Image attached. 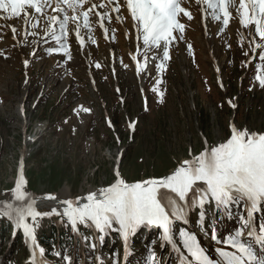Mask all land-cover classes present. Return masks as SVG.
<instances>
[{
	"label": "rangeland",
	"instance_id": "obj_1",
	"mask_svg": "<svg viewBox=\"0 0 264 264\" xmlns=\"http://www.w3.org/2000/svg\"><path fill=\"white\" fill-rule=\"evenodd\" d=\"M91 3L105 7L89 13L90 33L83 27L82 16L77 22H68L71 60L46 52L48 47H57L50 36L45 37L47 42L41 40L46 16L63 19V13L53 12L56 5L45 9L46 16L40 17L35 29L22 18L0 19V205L18 203L13 200L12 190L21 163L26 181L23 190L28 196L56 197V207L52 203L35 205L36 209L51 212L55 207L62 213L66 206L58 201L75 200L110 185L117 168L129 183L164 177L183 160L203 151L205 142L211 147L225 141L233 124L239 130L264 133V88L256 80L257 68L264 69V61L259 60L261 49L252 43L254 26L242 27L235 8H229L234 18L223 28L219 21L205 15L202 5L184 0L182 6L193 18L182 17L183 39L170 46L166 70L159 72L158 61L150 60L147 70L138 75L131 56L137 55L143 61L137 49L143 52L144 45L142 37L137 39L126 6L117 13L111 10L116 0L112 4L109 0H90L75 14L79 16ZM66 10L71 17L72 10ZM105 11L111 22L105 19L102 28L95 12ZM121 15L123 18L118 20ZM78 24L86 41L83 49L75 40ZM12 26L17 29L15 34ZM56 28L58 32V25ZM30 31L40 35H28ZM255 40L264 43L258 36ZM155 51H149L148 56ZM97 63L100 68L95 66ZM229 100L236 107L230 106ZM83 108L90 111L84 112ZM130 122H135L134 130L128 128ZM242 205L233 206L230 218L217 220L221 214L214 203L207 204L203 231L197 225V208L188 214V223L175 222V238L179 240L180 229L190 230L208 254L218 258L214 252L218 245L211 240V231L216 228L220 238L233 234L240 227ZM261 207L255 213L257 230L264 224ZM7 224L12 232L0 245V264H31L32 246L23 229H16L11 220L0 215V226ZM33 227L37 243L44 249L38 239L44 231L55 229L77 238L78 264H101L97 257L103 264L117 258L119 264H125L124 244L116 232H110L101 245L93 229L78 225L79 232L73 233L67 217L56 214L38 218ZM160 235L157 228L151 227L141 228L130 237L127 264H145L148 249L155 251L163 264H177L170 246L161 248ZM91 243L97 244L96 249L89 246ZM43 259L46 264H67L46 255Z\"/></svg>",
	"mask_w": 264,
	"mask_h": 264
},
{
	"label": "snow or ice",
	"instance_id": "obj_2",
	"mask_svg": "<svg viewBox=\"0 0 264 264\" xmlns=\"http://www.w3.org/2000/svg\"><path fill=\"white\" fill-rule=\"evenodd\" d=\"M195 2L203 6L202 11L206 16L210 15L214 20L219 21L223 28H227L230 19L234 18L229 8H235L242 27L254 26L252 43L256 48L261 49L259 60L264 61V43H256L255 40L258 36L260 41L264 42V0H239L238 7L236 0H195ZM87 3H90V0H55L56 6L53 12L63 13V19H60L58 15L46 16L45 9L52 6L53 0H0V19L22 18L26 24H30L31 28L35 29L39 26L40 17L46 16V26L42 29L44 35L41 36V40L47 42L45 37L50 36L57 45V47H48L46 52L49 55L62 54L67 60H71V46L68 43L69 20L77 22L82 16L83 27L89 29L90 33L89 13L105 7L103 4L91 3L87 10L81 11L79 16L76 15L77 9H83ZM109 3L112 4L113 0H109ZM183 3L184 0H116L113 4L111 10L117 13L122 6H126L133 22L132 26L137 30V39L142 37L144 50L141 52L138 48L137 51L143 56V61L138 60L137 55L131 56L138 75L147 70L150 60L158 61L156 68L159 72L166 70V62L171 59L170 46L177 40L183 39L185 24L181 22L182 17L188 20L193 18L191 12L182 6ZM66 9L72 10L71 17ZM95 15L100 18L102 28L105 19L111 22L107 11L95 12ZM122 18V15L117 16L118 20ZM33 20L36 22L33 23ZM79 29L78 24L74 30L75 40L80 49H83L86 41ZM16 31V27L12 26L13 34ZM104 31L107 38L108 29L105 28ZM176 33L179 35H175ZM28 35L38 36L40 33L30 31ZM88 39L92 40L91 35ZM187 47L191 54L192 46L189 44ZM152 49L156 51L149 57L147 53ZM243 54L248 56V52ZM24 65L28 66L27 60L24 61ZM95 66L101 67L99 63ZM257 72L259 74L256 80L259 86L264 88V69L257 68ZM117 91L119 92V89ZM228 103L236 107L231 100ZM83 111L90 110L83 108ZM108 123L109 127H112L110 120ZM128 128L134 130L135 122H130ZM189 155L192 156L191 151ZM114 175V182L101 187L98 191L89 192L75 200L58 201L60 205L66 206L62 213L55 207L51 212H41L36 209V198L28 196L23 190L26 181L21 163L20 173L12 190L13 200L18 203L8 202L0 205V215L11 220L16 229H23L26 240L32 246L31 264H46L43 259L45 249L37 243L33 226L38 218L52 214L67 217L73 233L79 232L78 225L93 229L95 240L101 245L110 232H116L124 244L125 264L130 254V237H134L141 228L151 227L161 231L160 246L161 248L170 246L171 251L176 254L177 264H264V224H261L257 230L255 223V213L261 211V206H264V133L248 129L239 130L233 124L230 127V136L225 141L211 147L205 142L203 151L192 156L191 159L183 160L169 175L132 183L121 176L119 168L115 170ZM45 199L56 200V197L48 195ZM241 202L243 205L238 215L240 227L233 234L220 238L216 228L211 231L210 238L218 245L214 249L218 258L209 255L197 235L190 230L180 229L179 240L175 238L177 234L175 222L188 223V214L191 211L200 209L197 225L203 231L207 204L214 203L215 209L221 214L216 217L219 220L221 217L230 218L233 215V206L241 205ZM29 218L31 223L28 222ZM84 240L87 241L88 237L85 236ZM152 243L155 244L156 241ZM89 246L96 249L97 244L91 243ZM225 248H230L232 251H226ZM56 255L61 256V253L57 252ZM62 259L67 264H72L69 256L63 255ZM97 260L103 264L100 257H97ZM111 264H119L118 258L112 260ZM145 264H163V262L156 258L155 251L148 249Z\"/></svg>",
	"mask_w": 264,
	"mask_h": 264
},
{
	"label": "trees",
	"instance_id": "obj_3",
	"mask_svg": "<svg viewBox=\"0 0 264 264\" xmlns=\"http://www.w3.org/2000/svg\"><path fill=\"white\" fill-rule=\"evenodd\" d=\"M11 232L12 231L10 228V224H7V226L5 225L0 226V245L5 241L6 238L5 236L10 235ZM38 239L40 244L45 246V255L47 257L57 258L59 260L64 261L62 259V256L70 255L72 258L71 260H75V262H77L76 249H77L78 240L77 238L73 239L72 236H70L67 232L57 233L55 229H50V231H44L40 233ZM57 252H60L61 256H57L56 255ZM7 264H11V263L8 262ZM76 264H78V262Z\"/></svg>",
	"mask_w": 264,
	"mask_h": 264
},
{
	"label": "bare ground",
	"instance_id": "obj_4",
	"mask_svg": "<svg viewBox=\"0 0 264 264\" xmlns=\"http://www.w3.org/2000/svg\"><path fill=\"white\" fill-rule=\"evenodd\" d=\"M95 1H97V0H95ZM102 1V0H101ZM53 5H55V0H53V4H52V6ZM47 9V8H46ZM52 203H54V206L56 207L58 204H56L55 203V201L54 200H47V199H45V198H41V199H36L35 200V205H38V206H44V205H50V204H52Z\"/></svg>",
	"mask_w": 264,
	"mask_h": 264
}]
</instances>
